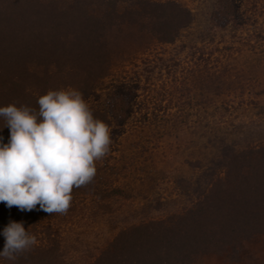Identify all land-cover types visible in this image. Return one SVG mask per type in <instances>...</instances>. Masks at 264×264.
Wrapping results in <instances>:
<instances>
[{
  "label": "rangeland",
  "instance_id": "obj_1",
  "mask_svg": "<svg viewBox=\"0 0 264 264\" xmlns=\"http://www.w3.org/2000/svg\"><path fill=\"white\" fill-rule=\"evenodd\" d=\"M176 1L192 19L171 41L160 40L147 18L123 19L104 33L106 74L86 92L60 87L78 90L90 110L107 116L112 143L95 162L92 193L72 194L66 214L23 222L37 240L33 249L57 244L67 262L84 263L120 230L191 207L223 175L227 156L264 145V0H240L243 21L225 27L212 20L215 0ZM111 6L123 13L136 0H104L95 9ZM117 92L127 100L123 121L111 111ZM193 264H264V236Z\"/></svg>",
  "mask_w": 264,
  "mask_h": 264
},
{
  "label": "trees",
  "instance_id": "obj_2",
  "mask_svg": "<svg viewBox=\"0 0 264 264\" xmlns=\"http://www.w3.org/2000/svg\"><path fill=\"white\" fill-rule=\"evenodd\" d=\"M104 0H0V107L14 104L38 108L37 98L61 86L89 90L109 66L104 33L121 20L147 18L162 41H171L192 19L191 10L176 0H136V9L118 13L115 7L97 11ZM240 0H215L212 20L225 27L243 21ZM133 18V19H132ZM34 66V67H33ZM40 68V73L36 69ZM127 100L114 95L111 111L128 117ZM95 119L108 125L100 111ZM0 119V143L10 131ZM224 173L189 208L166 219H151L120 230L94 257L75 264H193L207 253L235 251L245 241L264 236V145L227 156ZM95 181L74 187L92 193ZM40 212L20 211L0 202V230L9 220L31 222ZM46 213V212H45ZM3 258V257H2ZM0 264H72L57 244L32 249L17 260Z\"/></svg>",
  "mask_w": 264,
  "mask_h": 264
},
{
  "label": "clouds",
  "instance_id": "obj_3",
  "mask_svg": "<svg viewBox=\"0 0 264 264\" xmlns=\"http://www.w3.org/2000/svg\"><path fill=\"white\" fill-rule=\"evenodd\" d=\"M37 105L0 107L3 127L10 131L8 142L0 143V202L22 212L39 205L46 213L63 215L73 188L90 184L95 162L109 153L111 129L94 118L75 89L49 90ZM2 235L0 257L7 260H17L37 244L22 221L9 220Z\"/></svg>",
  "mask_w": 264,
  "mask_h": 264
}]
</instances>
